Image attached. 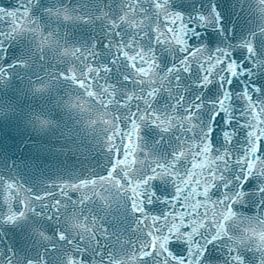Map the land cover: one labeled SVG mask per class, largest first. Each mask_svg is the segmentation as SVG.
<instances>
[{
    "label": "snow or ice",
    "instance_id": "6c2138e0",
    "mask_svg": "<svg viewBox=\"0 0 264 264\" xmlns=\"http://www.w3.org/2000/svg\"><path fill=\"white\" fill-rule=\"evenodd\" d=\"M0 25L33 169L0 152V264H264V0H15Z\"/></svg>",
    "mask_w": 264,
    "mask_h": 264
},
{
    "label": "water",
    "instance_id": "95a60500",
    "mask_svg": "<svg viewBox=\"0 0 264 264\" xmlns=\"http://www.w3.org/2000/svg\"><path fill=\"white\" fill-rule=\"evenodd\" d=\"M56 2L59 3L60 0H56ZM63 2L65 4H74L77 2V0H63ZM14 4H15V0H0V5H3V6H9V5H14ZM70 30L74 33H77L76 29H70ZM82 34L87 36L88 31L85 29L83 30ZM39 102L40 101H36V103H39ZM21 139L22 137L20 135V132L16 130L14 125H4L0 127V145L3 146V147H0V152L6 151L8 156L11 157V159H9L8 161L9 166H11L12 160H16V162L20 165L21 173L25 174L23 176V179L28 180L29 177L32 176L33 169L25 168L24 163H25V160H28L30 162L31 158L28 156L27 149H25L23 153L16 151V147L20 144ZM13 153L15 154L13 155ZM73 163H75V161H73ZM91 163L95 164V160L91 161ZM54 171L55 169H53L50 172H47V175L43 177H41L40 173L37 171L36 177H39L41 179H47L49 176H51L52 179H55V176L53 175ZM36 177H33V179H35ZM98 214L101 216L104 215L102 211H100ZM109 220H111V216H109ZM121 220H122V217H121ZM131 223H132L131 219H128L127 221H123L120 224H116L115 222H113L112 227H116L119 229V228L124 227L126 224H131ZM125 235L126 236L130 235V233L125 232ZM9 239L10 240L13 239V236L11 233L9 234ZM16 239L17 241H19V235H17Z\"/></svg>",
    "mask_w": 264,
    "mask_h": 264
}]
</instances>
